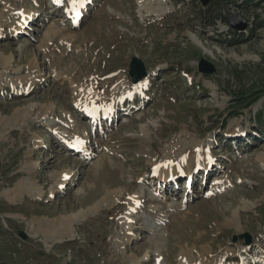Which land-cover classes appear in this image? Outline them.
<instances>
[{
  "label": "rangeland",
  "instance_id": "obj_1",
  "mask_svg": "<svg viewBox=\"0 0 264 264\" xmlns=\"http://www.w3.org/2000/svg\"><path fill=\"white\" fill-rule=\"evenodd\" d=\"M77 1L0 0V52L10 58L0 65V264H127L124 238L137 264H264V0ZM230 13L249 22L243 43L231 44ZM134 56L147 70L140 86ZM202 58L214 73L199 70ZM33 59V79L19 83ZM122 75L133 85L116 89ZM95 86L115 100L105 117L81 106ZM188 147L192 161L173 156ZM28 178L43 198L8 202L3 192ZM117 191L73 240L48 249L28 231L33 216L77 212Z\"/></svg>",
  "mask_w": 264,
  "mask_h": 264
},
{
  "label": "bare ground",
  "instance_id": "obj_2",
  "mask_svg": "<svg viewBox=\"0 0 264 264\" xmlns=\"http://www.w3.org/2000/svg\"><path fill=\"white\" fill-rule=\"evenodd\" d=\"M78 2V1H77ZM141 2V1H140ZM79 5V3H78ZM141 7L148 11L151 14L157 15V16H162L164 15L167 11L168 8L164 7L162 4H154L153 2H141ZM113 11L114 9L111 8ZM37 10H31L30 13L36 12ZM148 13V14H149ZM22 15L20 14V17ZM33 17V14H30L29 19ZM21 21V20H20ZM14 28L13 32L14 34L18 33L19 31L23 30L24 25L20 24L19 18L14 21L13 23ZM4 23L2 20H0V35L2 34V29H3ZM56 32L55 27H51L48 32L47 36L48 39H52V36ZM194 39H196L199 43L202 41L194 35ZM8 63H10V58L4 54V52H0V65L5 66ZM37 66V60L33 59V61L30 64L28 74L24 77H21L19 79V83H22L23 81L30 82L33 79V73L34 70L36 69ZM146 78L140 80L138 83H133L140 86L145 83ZM127 77H124L123 75L120 76V79L117 81L115 84V88H125L127 85H133ZM92 93L94 94V98L85 100L82 98L81 106L86 105V108L92 113V114H98L100 117H105L106 114L111 111L113 104L115 100L112 98L106 99L97 94L99 87L95 86L92 88H88ZM114 92L111 93V95ZM92 95V94H91ZM105 95V93H104ZM84 104V105H83ZM84 108V107H83ZM89 112V113H90ZM94 112V113H93ZM23 115L21 112H17L14 115V118L11 120L12 123L11 125H16L19 123L18 121L22 120ZM96 116V115H95ZM67 139H72V138H67ZM197 151L193 147H188L183 149L182 153H176L174 155H181L184 158L183 161L184 163H188L189 161H192L193 158L197 155ZM171 155V153H169ZM172 156V155H171ZM165 163V162H164ZM168 166L167 172L169 173H174L176 170V167L174 163L165 165V167ZM162 167V166H161ZM29 174L32 172V164L25 166ZM163 168V167H162ZM163 170V169H160ZM66 177V178H65ZM69 176L67 175V172H62V173H56L54 175V180L55 183H61L62 185L64 184V180H66ZM62 185L60 186L62 188ZM119 191L117 192H108L106 193V197L97 201L95 204H93L91 207H88L87 209H81L79 211H75L69 214H61L58 216H47V215H41V216H33L29 220H27V226H28V231L31 233L33 237H42L41 240L44 242L46 247L50 249L57 243H63L67 240H73L75 238L76 234V226L78 225L79 222L87 220L88 216L94 213L95 211L98 210V208L104 207V206H111L114 204V197L118 195ZM45 194V191L42 188L36 187L31 183V179H24L20 180L14 187L8 188L3 192V196L5 199L12 203V204H17L22 200L24 197L29 196L34 200H41ZM17 217H24L21 214H15ZM23 219V218H22ZM121 244L124 245L123 250L125 251V257H126V262L127 264H137V259L135 258V255L128 256L127 254V247H126V239L121 240ZM190 255L187 252H183L181 255V262L189 261ZM211 263V261H204Z\"/></svg>",
  "mask_w": 264,
  "mask_h": 264
},
{
  "label": "water",
  "instance_id": "obj_3",
  "mask_svg": "<svg viewBox=\"0 0 264 264\" xmlns=\"http://www.w3.org/2000/svg\"><path fill=\"white\" fill-rule=\"evenodd\" d=\"M201 2L205 7L210 4L211 0H201ZM227 18L230 27H232L235 30L244 31L249 27L248 20L240 15H237L235 13H230ZM199 70L205 73H214L216 71V67L210 61L206 60L205 58H202L199 63ZM129 72L134 83H138L140 80H142L147 75V70L143 60L138 56H134L130 62ZM20 235L23 238L27 237V234L24 231H20ZM241 236H246L247 243L251 242V236L248 232L242 234Z\"/></svg>",
  "mask_w": 264,
  "mask_h": 264
},
{
  "label": "trees",
  "instance_id": "obj_4",
  "mask_svg": "<svg viewBox=\"0 0 264 264\" xmlns=\"http://www.w3.org/2000/svg\"><path fill=\"white\" fill-rule=\"evenodd\" d=\"M212 2H213V0H212ZM212 2H211V4H212ZM252 3L255 4V5H259L260 1H255V0H242V4L245 5V6H249ZM210 7H211V5L208 8H206V10H209ZM258 24H264V19H262L260 21V23H258ZM253 28H251V30L249 31L250 35H251V32L254 31ZM230 35H232V37H231L232 38V41H231L232 43L231 44H234V43H243V42H245L249 38V34H247L246 32H239V31L234 30V29H231ZM259 116L260 117H263V112H260L259 113ZM260 121L261 122L259 123L260 124L259 126L262 129H264V123H263L264 120L263 119H260Z\"/></svg>",
  "mask_w": 264,
  "mask_h": 264
},
{
  "label": "snow or ice",
  "instance_id": "obj_5",
  "mask_svg": "<svg viewBox=\"0 0 264 264\" xmlns=\"http://www.w3.org/2000/svg\"><path fill=\"white\" fill-rule=\"evenodd\" d=\"M76 4H77V0H73L74 7L76 6ZM21 15H23V13H21Z\"/></svg>",
  "mask_w": 264,
  "mask_h": 264
}]
</instances>
